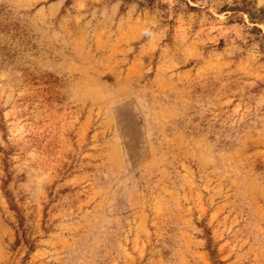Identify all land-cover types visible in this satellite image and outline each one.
<instances>
[{"label": "rangeland", "instance_id": "374dc122", "mask_svg": "<svg viewBox=\"0 0 264 264\" xmlns=\"http://www.w3.org/2000/svg\"><path fill=\"white\" fill-rule=\"evenodd\" d=\"M262 36L264 0H0V264H264Z\"/></svg>", "mask_w": 264, "mask_h": 264}, {"label": "trees", "instance_id": "16d2710c", "mask_svg": "<svg viewBox=\"0 0 264 264\" xmlns=\"http://www.w3.org/2000/svg\"><path fill=\"white\" fill-rule=\"evenodd\" d=\"M240 8L238 6H235V7H230L228 6V4H224L220 9H219V12L220 13H227V12H239V11H242V10H239ZM248 18L249 20L251 21V23L253 24H258V21H262L261 19L262 18H257L256 16H254V14H251V13H248ZM252 30H255V31H258L260 32V30L258 28H256L255 26H253ZM261 33V32H260ZM264 38V36H262ZM217 264H220V262H216Z\"/></svg>", "mask_w": 264, "mask_h": 264}]
</instances>
